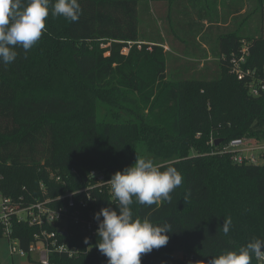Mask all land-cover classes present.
<instances>
[{"label":"trees","instance_id":"16d2710c","mask_svg":"<svg viewBox=\"0 0 264 264\" xmlns=\"http://www.w3.org/2000/svg\"><path fill=\"white\" fill-rule=\"evenodd\" d=\"M196 1L78 0L75 22L49 14L31 49L17 48L13 63H0V191L32 200L44 183L51 198L77 193L92 170L109 181L136 156L146 157L161 170L176 167L183 180L171 203L132 205L134 216L173 230L141 264H204L253 238L264 240V165L240 166L218 154L233 139L264 141V92L251 96L231 73L232 61L244 56L243 69L264 82V0H211L213 11L208 0ZM159 2L168 4L169 38L141 29V8L150 14ZM257 12L255 32L249 16ZM110 188L92 192L87 214L118 210ZM15 229L27 248L36 229ZM71 237L65 241L80 248L91 238V248L59 264H107L97 234L74 227ZM251 264H260L257 257Z\"/></svg>","mask_w":264,"mask_h":264},{"label":"clouds","instance_id":"9594fccd","mask_svg":"<svg viewBox=\"0 0 264 264\" xmlns=\"http://www.w3.org/2000/svg\"><path fill=\"white\" fill-rule=\"evenodd\" d=\"M78 0H0V63H13L17 48L29 51L46 31V18L63 16L75 22L81 14ZM183 176L174 166H161L153 159L136 156L135 162L116 171L108 181L117 208H101L94 215L98 222L96 247L107 257V264H141V257L166 246L169 223L157 224L149 216H134L132 205L151 206L158 201L171 203V193L180 187ZM103 217V219H101ZM231 217L224 219L225 235L230 231ZM87 243V240L85 241ZM255 257L264 256V240L253 238L239 250H225L204 264H251ZM188 264H200L189 260Z\"/></svg>","mask_w":264,"mask_h":264},{"label":"built area","instance_id":"2783aa9c","mask_svg":"<svg viewBox=\"0 0 264 264\" xmlns=\"http://www.w3.org/2000/svg\"><path fill=\"white\" fill-rule=\"evenodd\" d=\"M126 51V50H125ZM247 53L246 48L243 50ZM244 56L232 61L231 73L238 80L246 82L249 94L259 97L264 92V82L257 78L254 72L243 69ZM218 154L230 155L236 165L263 166L264 141L237 138L222 145ZM55 183L61 182L56 176ZM110 187L105 175L100 171H92L85 188L77 193H66L55 198L47 195V188L40 183L41 197L25 200L14 199L0 191V238H5L10 244V253L21 259H27L37 264H59L57 259L65 257L75 259L87 254L91 248V238L83 241V248L72 246L65 241L73 234V228L78 227L92 234H97L98 222L90 212L86 213L88 203L92 202V192L102 191ZM80 195L79 198H76ZM17 226H27L36 229L33 239L27 248L21 246V240L15 236ZM87 240V243L85 242ZM264 264V257H257Z\"/></svg>","mask_w":264,"mask_h":264},{"label":"rangeland","instance_id":"374dc122","mask_svg":"<svg viewBox=\"0 0 264 264\" xmlns=\"http://www.w3.org/2000/svg\"><path fill=\"white\" fill-rule=\"evenodd\" d=\"M200 0L196 1L197 3ZM202 2H199L203 5H205L206 0H201ZM166 2V1H165ZM165 2H159V3H154L151 8H150V14L146 13V10H144V7L141 8L140 10V23H141V29L142 32L146 33L144 30L147 29V31L152 28V33L151 35H153L157 38L159 35H163L166 36L167 38H169L167 36V30L170 29V23H168L167 19H166V15L168 14V4ZM207 5L209 6V8L213 11L214 7L212 5L211 0L207 1ZM254 8V6H251ZM249 20H252L251 22H249V26L251 27H255V30L253 31H257L259 28V22H260V14L257 12L255 14V16L253 17L252 15L249 16ZM249 28V27H248ZM149 33V32H148ZM201 40V38H200ZM169 41V39H168ZM169 45V44H168ZM199 66L198 69H201L204 67L203 62H198ZM176 65H180L179 63H177ZM176 68H180V67H176ZM216 67H213L212 70L217 71ZM169 72H172L171 69H169ZM120 109L116 108V112H118ZM122 112V111H121ZM260 163H264L263 160H259ZM92 171H97V170H92ZM91 171V172H92ZM48 174L50 175V178L53 180H56V173L51 171V170H47ZM111 187V186H110ZM111 189V188H110ZM110 193H112V191H109ZM180 259H183V255L182 253L179 254L178 256ZM0 264H37L35 262H29V260L27 259H21L17 256H12L10 253V244L9 241L5 238H0Z\"/></svg>","mask_w":264,"mask_h":264},{"label":"crops","instance_id":"0c3cea01","mask_svg":"<svg viewBox=\"0 0 264 264\" xmlns=\"http://www.w3.org/2000/svg\"><path fill=\"white\" fill-rule=\"evenodd\" d=\"M219 10H221V8H219ZM243 13V12H242ZM205 23H207V22H205ZM208 24H206V26H207ZM204 46V48H207V50H208V48L209 47H207V46H205V45H203ZM165 49H166V51H168V52H171L172 51V49L168 46V45H166L165 46ZM188 60H192V58H190V56H188Z\"/></svg>","mask_w":264,"mask_h":264},{"label":"water","instance_id":"95a60500","mask_svg":"<svg viewBox=\"0 0 264 264\" xmlns=\"http://www.w3.org/2000/svg\"><path fill=\"white\" fill-rule=\"evenodd\" d=\"M220 143H222V140L221 139L220 140H217L215 144L218 146Z\"/></svg>","mask_w":264,"mask_h":264}]
</instances>
